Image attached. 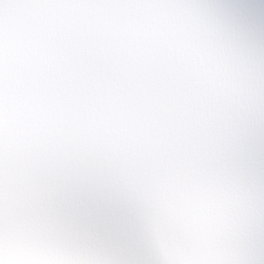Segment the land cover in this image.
<instances>
[{
    "label": "snow or ice",
    "instance_id": "obj_1",
    "mask_svg": "<svg viewBox=\"0 0 264 264\" xmlns=\"http://www.w3.org/2000/svg\"><path fill=\"white\" fill-rule=\"evenodd\" d=\"M0 264H264V0H0Z\"/></svg>",
    "mask_w": 264,
    "mask_h": 264
}]
</instances>
